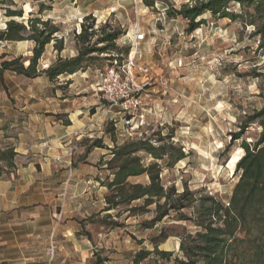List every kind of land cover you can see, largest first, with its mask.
Segmentation results:
<instances>
[{
	"label": "rangeland",
	"instance_id": "rangeland-1",
	"mask_svg": "<svg viewBox=\"0 0 264 264\" xmlns=\"http://www.w3.org/2000/svg\"><path fill=\"white\" fill-rule=\"evenodd\" d=\"M14 2L12 8L33 10L31 17L50 19L59 28L38 59V70L58 57L68 58L77 53L81 42L75 35L80 31L81 22L86 26L93 23L96 35L90 43L96 40L97 48L106 44L99 38L112 28H119L123 34L114 41V48L90 53L88 56L94 57L92 62L86 61L73 74H62L54 80L44 74L29 78L0 69V145L13 144L15 150H26L24 155L15 156V167L31 157V150H44L51 145L61 151L55 157L60 158L59 162L66 160L69 167L76 168V197L70 199L75 210L71 217L73 234L62 237L56 233L58 221L65 227V220L59 217L62 206H46L42 215L52 222L44 234L25 247L24 253L30 257L27 260L30 264H95L98 261L102 264H174L173 258L180 255V237L199 229L196 219L205 202L203 197L228 205L239 174L232 170L238 148L243 139L251 141L260 130L251 124L241 138L230 139L244 116L263 103L259 92L264 89V33L254 34V27L239 18L232 20L209 13L199 16L197 20L202 23L188 33L187 21L179 15L168 16L166 9L171 6L178 9L194 0ZM40 3L46 9L39 13ZM228 6L232 12L240 10L237 3L231 2ZM1 7L0 4V28H4L7 17ZM26 19L17 18L27 24ZM37 27L41 29L42 25ZM136 27L144 33V38L136 46L133 75L143 90L140 108L129 114L117 107L110 108L101 98L98 85L102 76L97 70L121 66L129 52L132 55L128 41ZM33 44L32 40L0 41V56L5 54L0 61L19 55L26 59L31 55ZM139 65L150 68L147 75L137 72ZM66 97L69 98L65 101L67 106L73 104L72 98L79 101L71 110L67 108L68 111L59 106V99ZM79 109L88 120L80 132L75 131L56 142L46 141V135L38 136L44 118L60 124L69 120L81 125ZM159 136L164 138V143L180 147L186 155L172 167L158 161L163 185L173 186L175 192L183 194L181 201L186 206L151 226L148 220L154 215V204L136 211H128V206L103 210L108 194L105 183L112 177V170L108 168L112 158L110 149L126 140L144 137L159 144ZM98 138L102 147H92V140ZM138 154L145 164L153 160L146 152ZM14 168L0 176L8 175ZM129 180L146 183L147 176ZM68 192L66 187L57 193L67 202ZM142 202V199L135 200L130 206ZM158 235L167 236L157 248L170 251L168 259L152 251L154 245L150 238ZM140 249L151 252L135 263L134 254Z\"/></svg>",
	"mask_w": 264,
	"mask_h": 264
},
{
	"label": "trees",
	"instance_id": "trees-1",
	"mask_svg": "<svg viewBox=\"0 0 264 264\" xmlns=\"http://www.w3.org/2000/svg\"><path fill=\"white\" fill-rule=\"evenodd\" d=\"M231 2L240 6L239 12L229 10L228 5ZM0 4L4 16L7 17L4 28H0V41L32 40L34 43L29 57L24 59L19 55L1 60L0 69L11 70L25 77L44 74L49 80H54L62 74H73L84 62H92L94 57L88 56L90 53L114 48V41L123 35L119 28H112L99 38L106 44L97 48L96 40L90 43L91 38L96 35L93 23L86 26L81 22L80 31L75 35L81 42L77 53L68 58L58 57L54 62L46 65V68L38 70V59L44 52L45 45L59 31L58 26L52 24L50 19L31 17L33 10L25 12L24 8L23 11L21 8H12L15 5L14 0H0ZM146 4L152 5V2L146 1ZM38 6L39 13L46 9L43 3ZM166 13L168 16L179 15L184 18L187 21L188 33L202 23L197 18L204 13L232 20L239 18L243 23L254 27V34L264 33V0H194L193 3L180 5L178 9L173 6L168 7ZM17 18H27V24ZM37 24L42 25V28L38 29ZM55 47L61 49L60 46ZM4 56L5 54H2L0 58ZM109 61L111 64V58ZM114 61L116 62V58ZM259 95L263 99L262 105L246 114L239 122L238 130L230 134V139L234 141L241 138L251 124L260 127L258 134L251 141L243 139L241 147L238 148L239 153L234 160L232 170L238 171L239 174L228 205L223 206L220 202L211 200L209 196L203 197V201L211 200V202L201 204L196 219L199 229L180 237L178 241L180 255L173 258L174 264H264V89ZM62 124L71 123L65 120ZM163 139L159 136L157 137L159 144H153L148 137L136 138L126 140L110 149L112 158L108 161L110 164L108 168L112 170V177L105 183L108 194L105 195L106 205L103 210L128 206V211H136L154 204V215L148 220V225L151 226L172 211L186 206L181 201L183 194L175 192L173 186L163 185L159 175L161 165L158 163L162 161L166 166L172 167L186 155L180 147L171 143L166 144ZM91 146L102 147L101 139L92 140ZM140 151L146 152L153 160L147 164L143 163L138 154ZM16 155L13 144L0 145V174L15 167ZM140 175L147 176L146 183L129 180ZM139 199L143 200L141 205L130 206L133 201ZM102 223H105V220H102ZM166 237V235H158L150 239L154 245L152 251L160 258L168 259L171 252L157 248L158 243ZM150 252L145 249L136 251L134 262L142 261ZM95 264H102V261Z\"/></svg>",
	"mask_w": 264,
	"mask_h": 264
},
{
	"label": "crops",
	"instance_id": "crops-1",
	"mask_svg": "<svg viewBox=\"0 0 264 264\" xmlns=\"http://www.w3.org/2000/svg\"><path fill=\"white\" fill-rule=\"evenodd\" d=\"M78 93L76 95H80ZM56 97L61 98L58 94ZM66 100L69 98L59 99V106H63L65 111L69 107L71 110L75 102H79L72 98L70 101L73 104L67 106ZM78 111L81 125H76L72 120L70 125H63L44 118L38 136L46 135V141L56 142L75 131L80 132L88 120L82 110ZM16 151L17 155L26 153V150ZM30 152L31 157L24 164L17 165L8 175L0 176V264H30L27 260L30 257L24 253L25 247L34 238L44 234L46 226L52 222V219L42 215L46 206H62L59 217L65 220V227L58 221L54 228L56 233L62 237L73 234L71 217L75 210L70 199L76 197V168L69 167L66 160L64 163L54 161L53 158L61 151L51 145L48 149ZM66 187L69 191L67 202L57 193Z\"/></svg>",
	"mask_w": 264,
	"mask_h": 264
},
{
	"label": "built area",
	"instance_id": "built-area-1",
	"mask_svg": "<svg viewBox=\"0 0 264 264\" xmlns=\"http://www.w3.org/2000/svg\"><path fill=\"white\" fill-rule=\"evenodd\" d=\"M143 38L144 33L140 32L139 28L136 27L128 41L131 47H135L133 54L131 55L129 52L128 58L121 66H109L104 70H97L102 76V82L98 85V91H100L101 98L107 102L110 108L117 107L120 111L129 114L140 108V94L143 86L135 80L133 75L135 70L133 59L136 54L138 41ZM149 69L148 66H137V72L144 73L145 75H147ZM55 160L61 161L60 158H55Z\"/></svg>",
	"mask_w": 264,
	"mask_h": 264
},
{
	"label": "bare ground",
	"instance_id": "bare-ground-1",
	"mask_svg": "<svg viewBox=\"0 0 264 264\" xmlns=\"http://www.w3.org/2000/svg\"><path fill=\"white\" fill-rule=\"evenodd\" d=\"M134 50H135V47L133 46L132 49H131V53H132V54H133ZM45 66H46V65H45ZM45 66H44V67H45Z\"/></svg>",
	"mask_w": 264,
	"mask_h": 264
}]
</instances>
